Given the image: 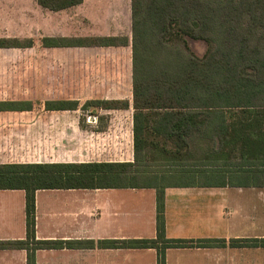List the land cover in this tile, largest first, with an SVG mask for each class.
I'll list each match as a JSON object with an SVG mask.
<instances>
[{"label": "crops", "instance_id": "0c3cea01", "mask_svg": "<svg viewBox=\"0 0 264 264\" xmlns=\"http://www.w3.org/2000/svg\"><path fill=\"white\" fill-rule=\"evenodd\" d=\"M90 10L87 0L59 12L37 0H0V39L34 42L32 48L0 49V102L33 104L32 110L0 111V164H132L149 177L143 179L148 186L37 191L36 241L62 246L37 250L35 263L159 264L157 249L123 242L157 239V192L163 189L166 239L189 243L167 248L165 264H264V246L252 245L264 241V188L253 185L247 170L223 166L222 153L209 140L196 139L191 149L185 139L180 150L148 146L135 165L132 23L126 36L93 35L127 38L125 46H43L44 39L91 37L77 34L86 29ZM31 52L57 63L35 70L55 75L58 90L62 82L69 86L67 98L31 99ZM77 55L105 64L61 65ZM48 101L79 106L49 111ZM95 101H124L128 108H83ZM26 218V193L0 190V241L25 240ZM27 261V250H0V264Z\"/></svg>", "mask_w": 264, "mask_h": 264}, {"label": "trees", "instance_id": "16d2710c", "mask_svg": "<svg viewBox=\"0 0 264 264\" xmlns=\"http://www.w3.org/2000/svg\"><path fill=\"white\" fill-rule=\"evenodd\" d=\"M83 1L37 0L53 12ZM131 23L135 165L148 146L180 150L185 139V149H191L196 139L209 140L222 153L223 166L247 170L253 185L264 188V0H131ZM189 40L206 43V54L198 57ZM127 42L91 36L44 39L43 46L119 47ZM33 45L30 39H0V49ZM78 106L76 101L45 104L49 111ZM86 106L115 110L128 103ZM32 109V102H0V111ZM143 179L149 177L132 164H0V190L24 191L27 216V238L0 241V250H27V264H36L37 250L61 248V242L36 241L39 190L142 188L148 186ZM157 231L156 240L123 244L157 249L159 264H165L167 248L189 245L166 239L163 189L157 192ZM252 245L264 246V241Z\"/></svg>", "mask_w": 264, "mask_h": 264}, {"label": "rangeland", "instance_id": "374dc122", "mask_svg": "<svg viewBox=\"0 0 264 264\" xmlns=\"http://www.w3.org/2000/svg\"><path fill=\"white\" fill-rule=\"evenodd\" d=\"M89 8L91 10L88 12L91 19H87L85 23L86 29H79L77 34L86 35H103V34H120L123 36L131 34V0H87ZM82 20H79L77 25L81 26ZM189 46L191 50L198 56L203 57L208 46L204 42L189 40ZM44 57V58H43ZM39 58L36 54L31 52L30 54V82H31V99L46 100V99H56L61 96L62 98H67L65 94L70 93L68 83L70 75H64L67 78V89L63 88L64 82L60 85L61 90H58L57 83L54 85V80L52 79L55 75L37 73L35 69L39 66H51L55 65L50 56H43ZM80 56L77 55L75 60H70L67 57L60 60L61 65H74L78 67L87 61L89 66H103L105 63L103 60L93 59V57H88L87 60L79 59ZM63 76V75H62ZM51 78V79H50ZM91 112V111H90Z\"/></svg>", "mask_w": 264, "mask_h": 264}]
</instances>
